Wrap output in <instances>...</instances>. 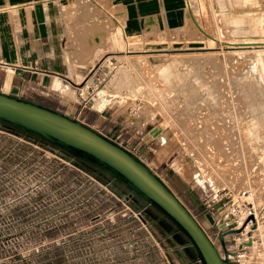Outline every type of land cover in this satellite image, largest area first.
<instances>
[{"label": "rangeland", "instance_id": "1", "mask_svg": "<svg viewBox=\"0 0 264 264\" xmlns=\"http://www.w3.org/2000/svg\"><path fill=\"white\" fill-rule=\"evenodd\" d=\"M72 1H58L67 21ZM76 1L65 76L79 84L102 63L78 88L59 75L52 89L35 90L72 104L84 97L81 119L141 156L209 234L217 225L207 210L222 223L215 192L249 188L262 205L264 43L252 42L264 41L261 0H174L182 17L176 26L153 12L125 26L111 0ZM188 1L203 31L186 20ZM59 82L69 88L61 91ZM42 97L35 99L62 106ZM0 133L4 147L23 146L0 169V264H172L168 253L178 264L163 235L106 185L55 152ZM29 147L34 153L26 155Z\"/></svg>", "mask_w": 264, "mask_h": 264}, {"label": "water", "instance_id": "2", "mask_svg": "<svg viewBox=\"0 0 264 264\" xmlns=\"http://www.w3.org/2000/svg\"><path fill=\"white\" fill-rule=\"evenodd\" d=\"M101 63L79 84L60 75L78 88ZM0 130L57 153L106 185L150 224L157 237L151 225L163 235L178 264H227L230 251L225 237L239 230H223L226 224H219V245L216 244L202 222L154 168L93 125L44 103L0 90ZM206 218L215 224L210 213H206ZM168 256L176 264L170 253Z\"/></svg>", "mask_w": 264, "mask_h": 264}, {"label": "crops", "instance_id": "3", "mask_svg": "<svg viewBox=\"0 0 264 264\" xmlns=\"http://www.w3.org/2000/svg\"><path fill=\"white\" fill-rule=\"evenodd\" d=\"M58 1L0 0V90L35 101H37L35 97L42 96L43 99L49 101L56 99L35 90V88L39 86L45 90L52 89L56 77L60 74L70 76V67L73 66V61L68 55V47L71 41L69 29L76 17L78 5L76 0L72 1L74 15L67 21L62 17L59 7L61 4ZM131 1H134V8L129 3ZM173 1L137 0L135 2V0H111L110 2L121 6L120 13L123 15L125 26H139V15L148 12L155 13L154 16L161 15L166 26L169 24L176 26L180 21L182 22V17L175 9ZM261 2L264 4V0H261ZM104 9L107 8L104 7ZM184 13L186 17V9ZM58 101L62 106L56 107L46 102H38L81 119V112L84 108L80 103H66L60 99ZM89 111L101 112L91 109ZM82 120L105 134L109 133L104 128L94 124V122H89L88 119ZM2 141L3 135L0 133V169L3 171L4 166H6L5 162L17 156L19 151L17 145L19 143L14 140L4 147ZM121 143L126 146L125 142L121 141ZM28 150L34 153L35 149L29 147L26 155L29 154ZM18 161L10 163L9 170H15Z\"/></svg>", "mask_w": 264, "mask_h": 264}, {"label": "built area", "instance_id": "4", "mask_svg": "<svg viewBox=\"0 0 264 264\" xmlns=\"http://www.w3.org/2000/svg\"><path fill=\"white\" fill-rule=\"evenodd\" d=\"M81 106H86L84 97ZM253 195L249 188H224L215 192L217 211L221 213L222 223L226 224L223 230H239L225 237L230 251L227 264H264V203L256 205ZM207 213L217 225L216 232L209 234L217 242L220 220L210 210Z\"/></svg>", "mask_w": 264, "mask_h": 264}, {"label": "bare ground", "instance_id": "5", "mask_svg": "<svg viewBox=\"0 0 264 264\" xmlns=\"http://www.w3.org/2000/svg\"><path fill=\"white\" fill-rule=\"evenodd\" d=\"M186 16L187 17H190L192 19V22H193V24L195 26H197L202 31L204 30V28L201 26V24L195 18L194 12L192 11V7H191L190 1L187 2ZM252 42H255V43H264V41L262 42L260 40H253ZM10 71H12V70L10 69ZM61 84H62V86H61ZM59 85H60V90L63 91V92H65L69 88V85H67V84L65 85V84H63V82H59ZM104 92H105L104 90H101V94L97 97V102H98V107L99 108H103L105 105L109 104L108 101H106L104 99L102 100V98H101V96H102V94Z\"/></svg>", "mask_w": 264, "mask_h": 264}, {"label": "trees", "instance_id": "6", "mask_svg": "<svg viewBox=\"0 0 264 264\" xmlns=\"http://www.w3.org/2000/svg\"><path fill=\"white\" fill-rule=\"evenodd\" d=\"M17 146H18V149L23 148L21 144H18Z\"/></svg>", "mask_w": 264, "mask_h": 264}]
</instances>
